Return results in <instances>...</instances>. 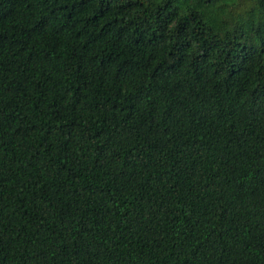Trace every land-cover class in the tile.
Listing matches in <instances>:
<instances>
[{
    "label": "trees",
    "instance_id": "obj_1",
    "mask_svg": "<svg viewBox=\"0 0 264 264\" xmlns=\"http://www.w3.org/2000/svg\"><path fill=\"white\" fill-rule=\"evenodd\" d=\"M0 264H264V0H0Z\"/></svg>",
    "mask_w": 264,
    "mask_h": 264
}]
</instances>
